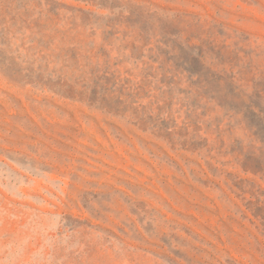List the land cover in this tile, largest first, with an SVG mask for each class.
I'll return each instance as SVG.
<instances>
[{
    "label": "rangeland",
    "instance_id": "374dc122",
    "mask_svg": "<svg viewBox=\"0 0 264 264\" xmlns=\"http://www.w3.org/2000/svg\"><path fill=\"white\" fill-rule=\"evenodd\" d=\"M0 264H264V0H0Z\"/></svg>",
    "mask_w": 264,
    "mask_h": 264
}]
</instances>
